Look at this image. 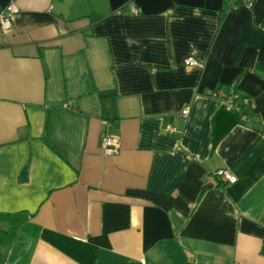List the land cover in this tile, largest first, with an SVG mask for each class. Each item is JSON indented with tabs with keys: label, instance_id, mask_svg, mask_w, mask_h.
<instances>
[{
	"label": "crops",
	"instance_id": "0c3cea01",
	"mask_svg": "<svg viewBox=\"0 0 264 264\" xmlns=\"http://www.w3.org/2000/svg\"><path fill=\"white\" fill-rule=\"evenodd\" d=\"M11 1L0 264H264V0Z\"/></svg>",
	"mask_w": 264,
	"mask_h": 264
},
{
	"label": "built area",
	"instance_id": "2783aa9c",
	"mask_svg": "<svg viewBox=\"0 0 264 264\" xmlns=\"http://www.w3.org/2000/svg\"><path fill=\"white\" fill-rule=\"evenodd\" d=\"M240 1L244 5L251 4V0H240ZM15 10L16 9H15L14 3L13 1H11L6 7V11L0 14V24L2 27L6 28L7 26L10 25V19L13 13L15 12ZM184 63L187 66H203L204 61L194 56H187L184 60ZM216 94L222 97L223 105L225 108L229 110L238 109V105L235 104V100H234L235 95L233 93H230V92L226 93L225 90H218L216 91ZM187 111H188V108H184L183 110H181V114L185 115ZM242 119H244V117H242ZM167 130L169 132L173 131V129H171L170 126L167 127ZM102 142H103V148L107 154H114L118 151L119 141L117 137L105 134L103 135ZM216 175L228 182L235 181V176H233L228 170H225V169L217 170Z\"/></svg>",
	"mask_w": 264,
	"mask_h": 264
},
{
	"label": "trees",
	"instance_id": "16d2710c",
	"mask_svg": "<svg viewBox=\"0 0 264 264\" xmlns=\"http://www.w3.org/2000/svg\"><path fill=\"white\" fill-rule=\"evenodd\" d=\"M233 93L235 95V104L238 105V109H234V111L237 112L238 114V119L240 120H245L247 113L245 111V108L247 106V97L242 96L239 92H237L236 90H230L228 89L226 91V93ZM242 117H244V119H242ZM23 217V218H22ZM26 219V215L24 213H15V214H10V213H2L0 212V222L5 221V222H9V224L11 225L9 230H1L0 229V242L1 243H6L10 240V236H11V229L14 227H18L19 223H21V221H19V219Z\"/></svg>",
	"mask_w": 264,
	"mask_h": 264
}]
</instances>
